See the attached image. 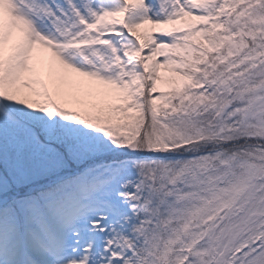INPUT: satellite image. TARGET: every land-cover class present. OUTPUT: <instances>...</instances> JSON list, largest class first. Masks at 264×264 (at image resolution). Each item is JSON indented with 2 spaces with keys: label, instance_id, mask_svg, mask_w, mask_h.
Returning <instances> with one entry per match:
<instances>
[{
  "label": "snow or ice",
  "instance_id": "1",
  "mask_svg": "<svg viewBox=\"0 0 264 264\" xmlns=\"http://www.w3.org/2000/svg\"><path fill=\"white\" fill-rule=\"evenodd\" d=\"M0 264H264V0H0Z\"/></svg>",
  "mask_w": 264,
  "mask_h": 264
}]
</instances>
